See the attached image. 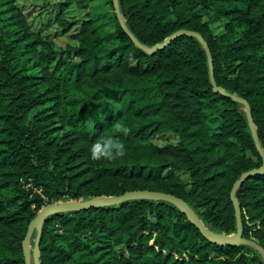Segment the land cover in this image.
I'll list each match as a JSON object with an SVG mask.
<instances>
[{
    "label": "trees",
    "instance_id": "1",
    "mask_svg": "<svg viewBox=\"0 0 264 264\" xmlns=\"http://www.w3.org/2000/svg\"><path fill=\"white\" fill-rule=\"evenodd\" d=\"M118 4L145 46L180 29L202 36L217 85L248 101L264 152V0ZM58 5L60 13L88 1ZM107 18L106 31L90 12L80 22L60 20L64 33L75 32L74 44L58 50L18 0H0V264H26L22 241L44 205L132 190L175 195L208 229L236 231L231 187L262 165L243 105L213 90L196 37L181 35L147 53L121 28L112 0ZM210 22L222 23L221 30ZM99 136L121 139L125 155L92 159L89 145ZM155 137L174 140L160 144ZM236 197L242 236L264 248V175L244 180ZM38 261L264 264L254 248L210 242L174 204L149 199L48 217Z\"/></svg>",
    "mask_w": 264,
    "mask_h": 264
},
{
    "label": "water",
    "instance_id": "2",
    "mask_svg": "<svg viewBox=\"0 0 264 264\" xmlns=\"http://www.w3.org/2000/svg\"><path fill=\"white\" fill-rule=\"evenodd\" d=\"M113 7L119 24L123 31L131 38V40L140 48H142L147 53H154L159 49L166 47L172 40L176 39L181 35L194 36L199 42L202 44L208 59L209 65V75L211 79V83L213 86V90L215 92L220 93L223 96L229 97L232 100H235L241 103L245 109V114L248 122V126L255 144V148L258 154L261 156L262 165L259 168H253L248 171H245L240 175V177L233 183L229 197L233 204L235 218H236V231L231 234L218 233L212 231L207 228V226L202 222V220L198 217L196 211L182 198L177 197L172 194L152 191V190H132L127 191L121 195H113V196H102V197H94L86 200H61L58 202H53L44 205L30 222L28 231L26 236L22 241V248L24 254V260L26 264H39L38 261V249L39 243L42 233V226L48 217L58 214V213H69L80 210H86L91 207H101V206H110L119 204L123 201L134 200V199H149V200H164L171 202L174 204L186 217L187 219L200 231L201 235L208 241L216 243L222 246H238V245H247L258 251L263 262H264V248L260 246L253 240L246 239L242 236V223H241V215H240V206L238 199L236 197L237 189L243 183L244 180L248 179L251 176L261 174L264 175V152L259 142L256 127L253 122V118L251 115V108L248 101L234 93L227 92L223 87L217 85L214 79L213 66H212V57L210 50L206 41L202 38V36L193 30L180 29L173 32L170 36H168L165 40L160 43H156L150 47L141 44L134 35L130 32L128 27L126 26L124 19L121 15L118 0H112ZM32 248L30 247L31 240ZM33 259V263L32 260Z\"/></svg>",
    "mask_w": 264,
    "mask_h": 264
},
{
    "label": "rangeland",
    "instance_id": "3",
    "mask_svg": "<svg viewBox=\"0 0 264 264\" xmlns=\"http://www.w3.org/2000/svg\"><path fill=\"white\" fill-rule=\"evenodd\" d=\"M62 0H18V5L27 14L28 20L35 30L41 31L43 35L49 36L58 50H62L74 44L71 34L75 32L72 28L69 32L64 33L60 25V20L71 22H80L85 18L87 12H90L98 19L96 24L102 25L104 31L111 28V23L108 21L107 13L109 11V0H87L88 5L84 9L77 8L74 5L62 9L59 13L58 3ZM210 27L216 33L222 28V23L210 22ZM75 53L71 52V56ZM173 137H155L154 141L160 144L172 142ZM185 178V175H182ZM33 238L30 247L32 248ZM33 263V262H32Z\"/></svg>",
    "mask_w": 264,
    "mask_h": 264
},
{
    "label": "clouds",
    "instance_id": "4",
    "mask_svg": "<svg viewBox=\"0 0 264 264\" xmlns=\"http://www.w3.org/2000/svg\"><path fill=\"white\" fill-rule=\"evenodd\" d=\"M116 128L124 133L130 131L129 127L123 123H117ZM88 150L90 157L94 160H99L101 157L114 159L116 156H124L126 152L123 141L114 136H99L90 143Z\"/></svg>",
    "mask_w": 264,
    "mask_h": 264
},
{
    "label": "built area",
    "instance_id": "5",
    "mask_svg": "<svg viewBox=\"0 0 264 264\" xmlns=\"http://www.w3.org/2000/svg\"><path fill=\"white\" fill-rule=\"evenodd\" d=\"M26 186H30V184L28 183V184H26Z\"/></svg>",
    "mask_w": 264,
    "mask_h": 264
}]
</instances>
